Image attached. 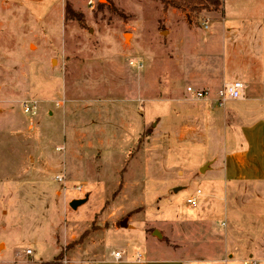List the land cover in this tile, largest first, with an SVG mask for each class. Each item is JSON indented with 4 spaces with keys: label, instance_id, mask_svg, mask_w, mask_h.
Listing matches in <instances>:
<instances>
[{
    "label": "rangeland",
    "instance_id": "obj_1",
    "mask_svg": "<svg viewBox=\"0 0 264 264\" xmlns=\"http://www.w3.org/2000/svg\"><path fill=\"white\" fill-rule=\"evenodd\" d=\"M171 1L0 0V264H90L123 248L230 260L226 201L202 212L187 200L223 184L225 141L238 145L228 129L264 118V44L250 50L246 31L264 0ZM213 70L253 85L222 108L186 102L188 87L215 97L225 84H209ZM251 107L240 124L234 112ZM252 132L256 154L241 168L264 174L263 125ZM257 198L238 199L260 223L243 246L264 234Z\"/></svg>",
    "mask_w": 264,
    "mask_h": 264
},
{
    "label": "crops",
    "instance_id": "obj_2",
    "mask_svg": "<svg viewBox=\"0 0 264 264\" xmlns=\"http://www.w3.org/2000/svg\"><path fill=\"white\" fill-rule=\"evenodd\" d=\"M223 23H224V20H223ZM251 24L252 25L246 29L247 33L249 34L248 45L250 47V50L258 49V48L260 49L262 48V44H264L262 42V34H264V14L260 18H256ZM221 33H223L225 38H229V40H231V36H233L234 40H236L240 35V30L235 27H227L225 31L221 30ZM219 74L220 73L218 70L212 71L211 76L209 78V82H210L209 84L211 86L218 85L215 87L219 88L223 84H229L234 81H241L246 85V89L248 88L250 90V87L253 85L252 79H250L247 76H244V74H237V76L235 77L236 80L234 81L233 80L227 81L225 80L224 77H221V75ZM200 81L201 80H199V82ZM204 85H207V83L206 84L204 83ZM184 100L188 103H194V102L200 103L202 101V100H195L193 98L191 99L185 98ZM209 106L210 105L200 106L201 112L205 118L211 115L210 114L211 112H208L209 111L208 109H210ZM249 109H254V108L252 107L248 109L245 108V109L237 110L236 112H234L236 113L234 117L239 120L240 124L246 115L254 114V112L253 113L250 112ZM255 109H258V108L255 107ZM211 125L212 123H209V126ZM259 125H263L264 127V118L262 117L256 118L255 120L251 122L249 126H246V125L236 126L234 124L232 129L230 130L228 129V134L230 138L232 139L234 138L236 142L238 143V145L236 146V148H229V146L226 145V142H228L229 140L225 141L224 147H225V152L227 153L226 155H227L228 162L224 168L225 174L223 177L224 178L223 184H221V186H219V183L212 184L210 189L207 190L206 194L203 193V191L201 190L203 195L199 199V206L201 205L203 206L201 209L202 212H204L203 210L207 209V207H205L206 205L208 206L212 205V202L214 201V199L226 201L225 208L223 211V218L225 219L224 221L227 225L225 236H226V241H228L227 243H229L227 251H228V257H230V260L221 259L224 256V253L226 251V250H223L221 253L218 254V257H221V258H216V260H203L200 258H191L190 256L185 257L184 255H181V254L179 255L176 254V257L170 256L167 258H157L156 256L152 255V253H147V254L141 253L142 260L138 261L136 259L135 254H133V256L132 255L130 256L129 255L130 251L127 250L126 248H123L122 250H124V253H128V254L125 257L123 256V259L121 261H116L112 254H111V257H108L104 255L103 253H101V251L96 248L94 249V251L92 250L90 252L93 253V256H95V254L97 253H101V255L100 257L95 258V261L91 262L90 264H242V263L243 264H264V234L262 237H259L258 239L255 238V240H253V241H258L260 243L257 246H256V243L258 242H256L252 246L250 243V247L245 246V244L243 246V242H245L247 234L251 232L250 235L251 234L254 235L256 233L255 231L256 225L257 227H260V223L257 221H254L255 219L257 220L258 216L256 217L253 214H248L247 210L249 212H252V210L250 208H243L244 204L238 203L239 202L238 199L245 200L247 195H254L258 197L257 199L259 198L261 199V197L264 195V191H263L264 174H260V173L252 174L249 171H246L245 167L241 168L242 166H246V162L242 161L243 158L246 160L247 155H250L251 153H253V155L256 154V152H254L255 146H254V141L251 138V135L253 133L252 131H254V129ZM191 128H192V124H189V121H186L185 124L182 125V133L185 134V137L184 135L182 136V140H186L187 134L189 133ZM230 160L232 161L231 164L233 167L231 169L229 166ZM211 164H209L208 166H211ZM217 194H221V195L223 194V196L220 197V196H217ZM234 197L236 201L233 200ZM232 200L233 202L232 204H230ZM253 203H250V204H253ZM200 216L201 215H199V217ZM248 217L252 219L250 222L248 221ZM247 226H252L253 229L250 230V228H247ZM83 249L85 248L83 247L82 250ZM84 251L87 254V250L85 249ZM120 253H123V252H120ZM246 256L249 257L251 260L249 261L240 260L242 259V257H246ZM82 263L87 264L86 261Z\"/></svg>",
    "mask_w": 264,
    "mask_h": 264
},
{
    "label": "built area",
    "instance_id": "obj_3",
    "mask_svg": "<svg viewBox=\"0 0 264 264\" xmlns=\"http://www.w3.org/2000/svg\"><path fill=\"white\" fill-rule=\"evenodd\" d=\"M137 67L139 69L143 68V64L139 63L137 64ZM244 90H246V85L241 81H234L229 84H225L218 92L215 94L214 98H211V94L209 91L206 90H196L193 87L187 88V94L191 96L195 100H211L216 104L217 107L222 108L225 107V105L230 101H238L241 100L244 97ZM38 107L35 105H31L30 103H25L23 105L24 112L26 114H36ZM59 182H63L64 178L61 176H58L57 179ZM77 192H82V187H77L75 189ZM203 193L201 190H198L194 197H191L187 200V204L193 208L197 209L199 207V199L202 197ZM32 250H27L26 255L30 256L32 255ZM114 259L116 261H121L123 259V253H113L112 254ZM136 259L138 261L142 260V254L137 253Z\"/></svg>",
    "mask_w": 264,
    "mask_h": 264
},
{
    "label": "trees",
    "instance_id": "obj_4",
    "mask_svg": "<svg viewBox=\"0 0 264 264\" xmlns=\"http://www.w3.org/2000/svg\"><path fill=\"white\" fill-rule=\"evenodd\" d=\"M161 2H163V4L167 5V3H169V0H160ZM198 2H202L203 0H196ZM208 1H212V0H208ZM172 2V6H176V7H179L180 6V3H177L175 0L174 1H171ZM212 4H214L215 6L218 5L220 6V3L218 1H212L211 2ZM58 259L59 258H62L61 255H59L57 257ZM42 264H56V260L55 261H51V262H46V263H42Z\"/></svg>",
    "mask_w": 264,
    "mask_h": 264
},
{
    "label": "water",
    "instance_id": "obj_5",
    "mask_svg": "<svg viewBox=\"0 0 264 264\" xmlns=\"http://www.w3.org/2000/svg\"><path fill=\"white\" fill-rule=\"evenodd\" d=\"M203 171H205V168L202 169V172H203ZM177 190H178V189H176V191H177ZM83 202H84V201H74V202L72 203V207L75 208V207L81 205Z\"/></svg>",
    "mask_w": 264,
    "mask_h": 264
}]
</instances>
